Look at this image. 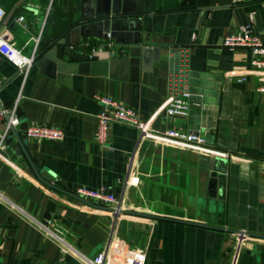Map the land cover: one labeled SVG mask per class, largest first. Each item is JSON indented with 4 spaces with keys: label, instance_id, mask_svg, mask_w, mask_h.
Segmentation results:
<instances>
[{
    "label": "crops",
    "instance_id": "0c3cea01",
    "mask_svg": "<svg viewBox=\"0 0 264 264\" xmlns=\"http://www.w3.org/2000/svg\"><path fill=\"white\" fill-rule=\"evenodd\" d=\"M0 7V36L21 55L34 54L24 78L0 56V104L16 103L19 124L63 133L55 143L31 140L18 126L22 144L11 137L0 151V264H82L106 244L113 264H264V93L256 90L250 52L220 45L251 11L264 42V0L241 8L231 0H0ZM105 13L111 24L92 23ZM81 23L85 38L76 31ZM102 29L106 38L95 39ZM63 37L74 49L96 47L101 63L85 74L45 57L55 56L53 42ZM116 46L121 58L136 55L135 63L117 61ZM182 92L188 114L166 117L164 101ZM95 94L135 110L156 135L200 134L206 149L158 136L138 140L122 123L109 125L100 146L92 138L101 111ZM213 161L222 180L209 174ZM40 170L63 187L44 184ZM79 187L103 188L123 213L111 218L68 195ZM48 200L54 210L46 224L63 232L71 253L59 252L34 224H44ZM239 231L246 234L236 246Z\"/></svg>",
    "mask_w": 264,
    "mask_h": 264
},
{
    "label": "built area",
    "instance_id": "2783aa9c",
    "mask_svg": "<svg viewBox=\"0 0 264 264\" xmlns=\"http://www.w3.org/2000/svg\"><path fill=\"white\" fill-rule=\"evenodd\" d=\"M258 0H231V5L236 8L251 5ZM5 12L0 7V22L3 19ZM22 18L19 17L18 20ZM220 45L229 49L245 48L251 54L250 69L253 74L257 76L258 86L257 92L264 93V42L253 31V12L247 14L246 23L237 28L234 32L225 34L221 40ZM96 47L89 48L87 52L93 54ZM0 56L12 64L17 72L24 78L28 67L33 62L34 54L29 57L21 55L9 41L0 36ZM93 99L101 105V111L95 114V128L92 134L93 141L100 146H104L107 140L108 127L111 123H122L133 127L137 131V139L145 137H154L166 140L178 146H184L192 149L204 150L206 149L205 139L202 135L197 133L183 132L175 129H168L163 134H155L149 127L148 121L141 120L130 107L124 106L115 98L104 94H95ZM188 97L189 94L182 92L176 96L166 98L162 107L166 117H185L188 114ZM16 103L3 106L0 104V119L3 120L7 116V121L3 122V129L0 131V151L6 148L5 139L13 137L14 135L20 138L16 128L19 125L18 116H16ZM13 131H12V130ZM25 139L40 140L45 142H59L63 133L60 128L49 127L43 124L30 123L22 130ZM218 153V152H217ZM15 176H20L18 170H14ZM125 181V180H124ZM123 181V182H124ZM73 198H76L92 207L109 212L111 218L118 217L123 210L120 207L119 200L106 192L103 188L97 191L88 190L83 187L76 188L68 193ZM0 194V202L4 201ZM36 228L51 239L58 247L61 253H71L74 249L67 244L63 239V232L56 228H51L48 224H38L34 222ZM245 232H234L236 246H240L245 239ZM107 245L95 253L91 258H82V264H113L107 261ZM125 264V263H118Z\"/></svg>",
    "mask_w": 264,
    "mask_h": 264
},
{
    "label": "water",
    "instance_id": "95a60500",
    "mask_svg": "<svg viewBox=\"0 0 264 264\" xmlns=\"http://www.w3.org/2000/svg\"><path fill=\"white\" fill-rule=\"evenodd\" d=\"M102 15L107 16L108 14H106V13L100 14V15L94 14L93 18L95 19V18L99 17V19L95 20L92 23H94V25L104 26V24L107 23L108 20H107V17L103 18ZM111 22H109V23L111 24ZM87 27H88L87 23H81L77 27L76 31L79 32V35L81 38H85L86 36H88V34L87 35L82 34L83 30L86 29ZM106 33H107V30L102 29L100 33H95L93 35V37L95 39H98V40L99 39L104 40L106 38ZM76 43L77 42H75V44ZM113 46L115 47V45H113ZM87 47H88L87 44H83V43L79 42L78 45L76 44V49H74L72 46L70 47V45L68 44L67 38L63 37L62 39L59 38V39L54 40V42H53V47L51 49V53H55V56L52 57L51 54H48L46 52L47 54H45V57L51 59L57 65H58V63H64L66 65H72V67H78V69L80 70V73L88 74L89 72L92 71L93 68H96L98 66L97 64H99L101 62H99L97 56L89 54L86 51ZM102 48H100V50H102ZM112 49H116V54H118V57L116 58L117 61L125 60L129 64H132V65L135 63L136 55H132V54L130 55L129 54V56L121 58L119 56H121L123 54V49L121 47H118V46H116V48H111L110 50H112ZM139 52H140V54H142V56H145L146 52H148V50L141 48V49H139ZM169 52L177 54L179 52V49L170 50ZM110 57H113V60H114V58L116 56H113L111 54ZM43 60H44V58L42 57L39 59V61L37 63L39 64ZM103 63H105V62H103ZM15 114H16V116H19V114H20V112L17 108H16ZM7 119H8L7 116L3 117L4 121H7ZM18 126H19L20 130H24V128L26 127V125L24 123H20ZM14 136H15V140L22 144L24 138H22V137L19 138L16 135H14ZM10 139H11V137H7L5 139V143H7ZM215 161H213V163L210 164L209 174L212 175L211 177H216L218 180L219 179L222 180L223 175L219 170L216 169V167H215L216 164L214 163ZM35 174L39 180H41L44 184H47L49 187H52L54 189H57V187H59V188L63 187L62 180H60L58 178H54L53 176L47 174V172H45V171L40 170L38 172V174L35 171ZM45 208H46V213L44 214V216L42 218L43 219L42 223H44V224L47 223V220L50 218L49 214L52 213L54 210V202L52 200H48Z\"/></svg>",
    "mask_w": 264,
    "mask_h": 264
},
{
    "label": "trees",
    "instance_id": "16d2710c",
    "mask_svg": "<svg viewBox=\"0 0 264 264\" xmlns=\"http://www.w3.org/2000/svg\"><path fill=\"white\" fill-rule=\"evenodd\" d=\"M8 1H10V0H1V3L3 2V4H4L5 2H8Z\"/></svg>",
    "mask_w": 264,
    "mask_h": 264
}]
</instances>
